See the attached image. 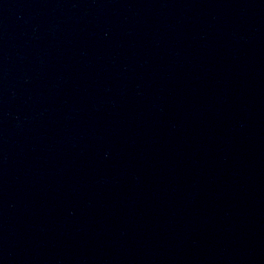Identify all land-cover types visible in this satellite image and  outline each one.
Instances as JSON below:
<instances>
[{"label":"water","instance_id":"water-1","mask_svg":"<svg viewBox=\"0 0 264 264\" xmlns=\"http://www.w3.org/2000/svg\"><path fill=\"white\" fill-rule=\"evenodd\" d=\"M0 264H264V0H0Z\"/></svg>","mask_w":264,"mask_h":264}]
</instances>
